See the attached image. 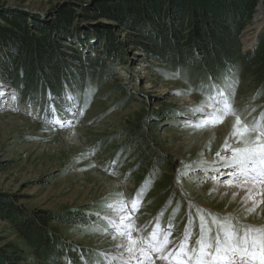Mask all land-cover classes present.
<instances>
[{
	"label": "rangeland",
	"instance_id": "obj_1",
	"mask_svg": "<svg viewBox=\"0 0 264 264\" xmlns=\"http://www.w3.org/2000/svg\"><path fill=\"white\" fill-rule=\"evenodd\" d=\"M127 1L0 0V197L13 200L28 212L47 210L69 214L75 220L74 224L50 222L53 237L66 247L46 264H122L130 259L120 247L126 237L118 235L105 219L113 216L106 205L119 199L117 193H124L129 204L138 190L143 193L137 209L129 213L135 224L132 235L147 242L159 224L158 235L170 233L168 249L189 231L190 247L195 246L200 235L197 209L218 217L230 214L234 222L264 226V203L248 214L251 203L220 191L228 178L223 173L229 169L222 166L216 153L230 155L223 147L226 139L238 146L229 135L234 118L205 130L182 127L186 117L192 116L189 107L205 98L206 93L200 91L202 83L212 79L220 84L222 75L237 80L235 108L247 116L246 109L264 105V96L252 100L258 90H264V82L255 81L256 74L246 72L240 63L225 61V54L206 61L195 44L197 25L190 21L183 33L188 42L195 37V43L193 53L183 62L152 48L149 34L158 29L142 25L139 31H132L98 10L103 2L113 6ZM166 1L162 0L168 8H178L180 2ZM191 2L198 8L202 0ZM19 17L29 28L34 23L53 27L54 21L70 22L72 37L52 35L61 44L57 55L65 68L59 90L51 86L52 80L40 75L27 86L24 68L20 63L15 68L9 56L14 48L1 36L11 30L7 19ZM165 22L180 30L169 19ZM244 22L235 43L241 54L250 52L257 61L255 50L264 41V0ZM247 37L252 41L246 42ZM10 66L16 70L15 80L5 72ZM173 73L179 78H167ZM66 85L73 94L79 93L75 107L82 108V114L76 112L73 117L65 111L74 105L63 98ZM90 88L94 95L85 105L84 93ZM260 112L264 108L256 107L249 119ZM53 119L61 123L70 119L72 123L62 127L50 123ZM206 220L215 236L216 225L210 216L206 215ZM10 244L22 252L7 264H39L22 234L0 218V248ZM133 254L141 257L138 252Z\"/></svg>",
	"mask_w": 264,
	"mask_h": 264
},
{
	"label": "trees",
	"instance_id": "obj_2",
	"mask_svg": "<svg viewBox=\"0 0 264 264\" xmlns=\"http://www.w3.org/2000/svg\"><path fill=\"white\" fill-rule=\"evenodd\" d=\"M178 1H180L178 8H168L169 6L167 7L162 0H129L113 6L103 2L98 10L108 13L111 19L132 31H139L142 29L140 27L142 25H150L158 29V32L155 30L154 34H149V38L153 42L152 48L160 55L172 54V60L180 58L183 62L187 55L193 53L192 48L195 43V37L190 38L189 43L183 33V29L186 28L185 23L190 21L191 25H197L196 33L198 34L195 44L204 53L206 61L211 62L212 56L216 54H225V61L240 63L246 72L256 74L255 81L264 82V41L255 50L258 53L256 54V56L258 55L257 61L252 58L250 52L241 54L239 44L235 43L240 32L244 29V21L251 16L260 0H202L198 8L192 5V0ZM87 16L93 17L89 14ZM70 17L73 16L70 14ZM166 18L180 30H177L176 27L173 28L168 22L166 23ZM20 19L21 17L7 19L11 30H7L4 36H1L7 46L14 48V52H9V56L12 61H15V68L19 63L21 64L20 68H24L25 80L29 83L27 86L31 85L34 76L38 78L40 75V78L45 77L49 81L52 80L54 85L51 86L59 90L65 68L61 65L57 55L61 44L58 40L53 39L52 35L56 34L61 39L72 37L70 22L54 21L53 27L34 23L32 24L33 28H29ZM172 41L181 44L173 46ZM184 41L189 44L187 42L182 44ZM16 59H18L17 62ZM79 59L84 63L81 57ZM259 63L262 66L257 68ZM15 71L10 66L5 72L9 78L15 80L17 79ZM0 218L9 221L22 234L34 249V253L40 261L39 264L55 260L53 257H56V251H58L57 254L62 253L66 247L63 245L64 242L53 237V230L48 228L50 222L69 221L70 224L75 223L73 216L69 214L56 215L47 210L28 212L22 206L15 204L13 200L1 197ZM20 252H22L20 247L13 244L4 249L0 248V264L16 260L17 254Z\"/></svg>",
	"mask_w": 264,
	"mask_h": 264
},
{
	"label": "snow or ice",
	"instance_id": "obj_3",
	"mask_svg": "<svg viewBox=\"0 0 264 264\" xmlns=\"http://www.w3.org/2000/svg\"><path fill=\"white\" fill-rule=\"evenodd\" d=\"M167 78H179L178 73H173ZM221 83L217 84L210 79L208 84H201L200 91L206 93L205 98L197 106L189 107L191 117H186L187 123L182 127H192L194 130H205L214 128L224 122L228 117H233L230 137L234 138L238 146H233L225 140L223 147L230 150V155L220 157L222 166L229 171L226 173L227 179L223 181L226 186H235L238 189H246L245 202L252 201L250 207L246 209L248 214L257 210L259 204L264 203V199L256 200L255 197L264 193V112L249 119L251 112L256 111V107L264 108V105H257L248 111V115L235 108V95L238 81L228 75L221 76ZM94 89H89L84 93L85 105L90 103ZM191 93L192 89L188 90ZM2 94V93H0ZM177 95L183 93L177 92ZM264 96V90H258L253 96L255 101ZM13 94V99H15ZM63 98L74 102L72 107L65 109L71 116L76 112L83 113L82 108L75 107L78 104L79 93L73 94L68 86H65ZM51 111L55 113V109ZM199 117H203L200 119ZM61 126H70L72 120L66 119L63 123L59 119L50 121ZM207 164L208 162H203ZM215 163V162H213ZM119 199L106 205V208L113 212V216H106L105 219L115 232L126 237L127 243L120 245L124 247L130 259L122 261V264H151L153 252L160 254V258L167 259L169 264H264V226L251 225L234 222L232 215L218 217L212 213H205L197 209L200 224V235L194 247H190L191 231L174 248L168 249L169 235L162 236L160 225H156V230L150 233L147 242L133 237L132 230L135 228L129 213L137 209L143 193L137 191L136 198L129 204L124 199V193L116 194ZM99 215V214H97ZM206 215L211 217V223L216 225L215 236L206 220ZM191 223V222H190ZM138 252L143 259L133 256ZM113 259H116L113 257Z\"/></svg>",
	"mask_w": 264,
	"mask_h": 264
},
{
	"label": "bare ground",
	"instance_id": "obj_4",
	"mask_svg": "<svg viewBox=\"0 0 264 264\" xmlns=\"http://www.w3.org/2000/svg\"><path fill=\"white\" fill-rule=\"evenodd\" d=\"M249 40H250V42L252 41V39H250L249 37H247V38H246V42L249 41ZM226 124H227V123H226ZM226 173H227V171H225V172L223 173V175L226 176V178H227ZM220 191H221V192H227V193L230 194V195H236V196H238V197H241V198H243L244 201H245V199H246V195H247L246 189H238V188H236L234 185H233V186H226L224 183H222V184L220 185ZM241 198H240V199H241ZM255 199H256V200L264 199V193H262L261 195L256 196ZM247 202H249V203L252 204V201H247ZM261 205H262V203L258 205L257 209H259V208L261 207ZM126 243H127V241H126ZM133 255H134V254H133ZM137 257H138L139 259H140V258H143L142 256H141V257L137 256ZM155 257H156V259L152 260V261H151V264H153L154 262H158L159 264H169V261H168L167 259H163V260H162V259L160 258V256H157L156 254H155ZM133 260H134V261H133L134 263H132V264H136V260H135V259H133ZM141 260H142V259H141Z\"/></svg>",
	"mask_w": 264,
	"mask_h": 264
}]
</instances>
